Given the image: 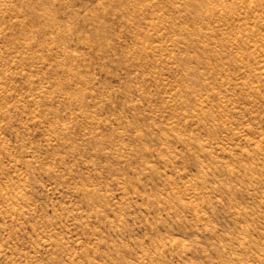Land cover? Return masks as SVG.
Masks as SVG:
<instances>
[{
	"label": "rangeland",
	"instance_id": "rangeland-1",
	"mask_svg": "<svg viewBox=\"0 0 264 264\" xmlns=\"http://www.w3.org/2000/svg\"><path fill=\"white\" fill-rule=\"evenodd\" d=\"M0 264H264V0H0Z\"/></svg>",
	"mask_w": 264,
	"mask_h": 264
}]
</instances>
